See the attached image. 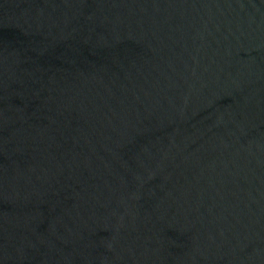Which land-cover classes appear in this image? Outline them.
<instances>
[{
    "label": "water",
    "instance_id": "95a60500",
    "mask_svg": "<svg viewBox=\"0 0 264 264\" xmlns=\"http://www.w3.org/2000/svg\"><path fill=\"white\" fill-rule=\"evenodd\" d=\"M0 264H264V0H0Z\"/></svg>",
    "mask_w": 264,
    "mask_h": 264
}]
</instances>
